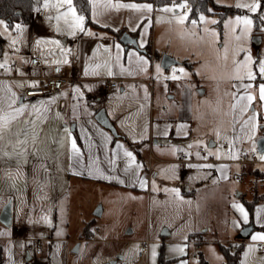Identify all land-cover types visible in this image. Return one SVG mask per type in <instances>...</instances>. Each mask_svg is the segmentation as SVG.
<instances>
[{
	"label": "rangeland",
	"instance_id": "374dc122",
	"mask_svg": "<svg viewBox=\"0 0 264 264\" xmlns=\"http://www.w3.org/2000/svg\"><path fill=\"white\" fill-rule=\"evenodd\" d=\"M46 6L49 10H45ZM225 6L234 8V11L224 16ZM252 7L255 11L251 10ZM39 9L44 12V18L39 20L38 30L50 37L54 18L55 25H60L69 9L74 15L78 13L74 6L69 7L66 0H41ZM155 10L158 13L145 30V37L153 41L157 50L150 79L151 90L155 91V111H168L170 105L181 99L186 85H189L194 92L193 142L188 147L173 143L144 145L142 152L147 165L153 168L154 173L158 172V175L152 174L145 190L73 178L67 195L59 198L47 217L44 215L43 228L29 236L47 239V235L53 237L56 244L53 243L51 250L48 241H43L40 246L35 244L43 251L38 256L41 261L30 260V264H102L119 256L122 258L116 264H201L202 258L207 264H226L222 245L239 244L238 226L243 215L237 204V195L245 181H237L233 176L222 181L211 169L197 166L182 169L179 158L182 152L188 157H192L193 152L195 158H201L198 152L204 149L207 161L214 157L231 159L222 152L224 142L231 140L232 136L233 93L248 87L249 82H257V85L250 89L255 94V103L251 104L248 116L251 112L264 115V100L260 98V88L264 86V73L261 72V65H264V0H210L208 9L196 16H191L188 0L156 4ZM81 17L84 21L85 16ZM0 21L3 22L0 23V33L4 37L0 67L6 62L12 70L19 54L31 57L36 50L32 37L34 28L28 23L10 25L6 19ZM254 35L262 37L259 49L253 45ZM69 36L73 41L67 44L63 42L66 35H56V39L39 43V46L45 45V52L55 61L77 54L79 47L83 49L84 58L87 57V45L83 43L81 48L79 42L74 41L78 36ZM165 53L179 60L174 65L178 73L162 67L161 58ZM200 89L205 92L201 94ZM81 107L84 108L83 105ZM17 118V123H8L0 131V142L10 145L19 139L24 143L30 135L39 141L53 138L52 129L30 133L24 125L25 117ZM256 120L258 133L264 134V118ZM257 139L248 141L246 148L257 149ZM210 140L217 144L210 147ZM151 151L158 160L149 164ZM38 166L34 164L33 169ZM234 167L239 169L241 164ZM258 167L264 170V160L258 163ZM45 168L40 167L39 174ZM46 173L44 171V175ZM17 175L19 170L11 159L0 164V186L3 189H12L13 183L9 178ZM187 188L195 191H185ZM241 195H248L252 200L264 194L247 191L239 197ZM99 205L103 211L96 216L94 212ZM87 222H90L94 239L85 234ZM165 230L169 235H162ZM14 231L15 226L8 227L0 221V264H28L27 250L30 253L35 250V246L29 245L30 241L27 242L29 247L21 250L20 243L12 239ZM194 235H201V238L197 240ZM253 237L245 242L251 243ZM60 240H65V243ZM145 242H148L149 250L139 258ZM252 247L255 250H250L249 246L242 264L260 261L264 264V251L258 250V245Z\"/></svg>",
	"mask_w": 264,
	"mask_h": 264
},
{
	"label": "crops",
	"instance_id": "0c3cea01",
	"mask_svg": "<svg viewBox=\"0 0 264 264\" xmlns=\"http://www.w3.org/2000/svg\"><path fill=\"white\" fill-rule=\"evenodd\" d=\"M71 5L74 6L73 0ZM90 5L94 25L87 26L85 17L82 25H78L77 17L83 14L74 6L77 15L69 9L61 19L64 21L60 24L63 27L55 25L54 18L50 28L51 37L38 30L37 25L39 20L44 18V12L42 11V15L35 12L28 23L34 28L32 37L36 42V50L31 56H40L44 66L32 65L29 62L30 55L21 53L14 62L16 68L2 70L0 67V131H3L8 123L11 125L17 123L19 121L17 117L20 116L25 117L24 125L30 133L49 132L52 129L55 136L50 140L39 141L30 135L24 143L18 139L15 144L10 145L8 142H0V164L11 159L19 170V175L9 178L13 183L12 189L5 190L0 186V209H3L9 198L12 199L13 223L10 227L15 226L12 239L20 243L21 250L27 249L29 245L35 246V239L39 237L29 236L43 228L44 215L47 217L58 204L59 198L67 195L73 178L145 190L152 174L155 176L158 172L149 173L148 169L151 166L147 165L143 157L142 147L147 143L155 145L173 143L188 147L193 142L194 92L189 85H186L181 99L175 105H170L168 111H155V91L151 90L150 79L154 71L153 59L157 56V50L153 41L145 37L149 22H153L158 13L155 10V1L90 0ZM45 10H49V7L46 6ZM67 28L70 29L62 30ZM119 32L130 33L137 39L138 46L121 41ZM70 34L78 36L74 41L79 42L81 48L83 43L87 45L89 49L87 57L84 58L83 49L80 50L79 47L77 54L72 53L75 55L55 61L45 52V45L39 46V43L45 44L49 39H56V35H66L63 42L67 44L73 41ZM56 63L68 66L72 80L57 93L25 96V88L38 84L40 76H49L52 65ZM109 78L116 79L119 85L108 95H104L102 83ZM247 84L248 87L233 93L232 136L231 140L224 142L231 145L232 155L228 156L231 159L222 160L214 157L213 160L206 161L202 160V156L195 158L192 152L194 158L192 161L180 163L182 169H192L195 166L211 169L222 181L231 179L232 176L237 181H245L237 195V204L243 209L241 212L243 218L238 229L241 230L243 226L253 221L255 229L251 233L252 238L264 235V200L257 203L254 216L251 218L239 195L247 191H259V194H264V170H261L258 164L234 162V159H237L243 150H249L245 146L248 141L264 136L256 129L258 121L256 119L264 118V115L251 112L248 116L251 104L255 103V94L250 89L256 88L257 82ZM199 92L202 94L205 90L201 92L200 89ZM101 108L107 110L118 136L96 120L95 115ZM210 143L211 147L217 144L214 140H210L209 145ZM152 151L149 155V164L153 162ZM181 155L187 154L182 152ZM239 163L241 167L235 168L234 166ZM34 164L40 166L33 169ZM40 167L46 168L39 174ZM44 171H47L46 175ZM185 191L195 189L187 188ZM244 197L249 199L248 195ZM86 226L90 230L88 234L92 233L90 222H87ZM194 236L197 240L201 238V235ZM45 238L47 239H44V242H49L51 250L53 243L56 244L55 239L47 235ZM28 241L31 244L28 245ZM60 241L65 243V240ZM245 241L237 242L244 243L240 264L249 246L250 250L254 251L252 245L259 247V244L264 242L260 239H253L251 243ZM230 244L234 245L232 242ZM34 249L32 253L27 250L28 264L30 260L41 261L38 256L43 251L37 254V247ZM121 258L122 256L113 259H117L118 262ZM257 264L263 263L260 261Z\"/></svg>",
	"mask_w": 264,
	"mask_h": 264
},
{
	"label": "trees",
	"instance_id": "16d2710c",
	"mask_svg": "<svg viewBox=\"0 0 264 264\" xmlns=\"http://www.w3.org/2000/svg\"><path fill=\"white\" fill-rule=\"evenodd\" d=\"M156 4L170 3L175 0H154ZM180 1V0H177ZM41 0H0V19H6L10 25H14L16 22L29 23L31 22L34 13L40 7ZM190 4L191 16H196L200 11L208 9V3L210 0H188ZM73 4L76 9L82 13L86 18L87 26L94 25L95 23L91 17V5L90 0H73ZM222 7V6H219ZM234 11L232 7H226L222 14L224 16L229 12ZM122 35V32L118 33ZM4 37L0 33V57L3 52ZM243 203L246 205L251 218L254 216L256 205L264 198V195L257 197L256 199H246L243 195L240 197ZM88 226L85 227V234L87 233ZM240 241H244L239 239ZM226 257V264H240L242 252L244 250V243L241 242L237 246H223ZM160 259L163 261L162 252L160 253ZM201 264H207V261L201 259Z\"/></svg>",
	"mask_w": 264,
	"mask_h": 264
},
{
	"label": "built area",
	"instance_id": "2783aa9c",
	"mask_svg": "<svg viewBox=\"0 0 264 264\" xmlns=\"http://www.w3.org/2000/svg\"><path fill=\"white\" fill-rule=\"evenodd\" d=\"M38 15H42V10H39L37 12ZM29 62L32 65H39L41 67L44 66V62L38 55H32L29 59ZM13 68H16V63L12 64ZM10 67L9 64L3 63L1 65L2 70H7ZM170 70L174 73L177 72V68L175 66H171ZM39 83L36 85H31L29 87H26L24 90V95L27 97H35V96H43L48 93L53 94L59 92L65 85H67L71 80L72 77L69 73L68 66L66 64L62 63H56L53 64L51 67V74L49 76H40ZM118 81L116 79H105L102 83V92L104 95H108L112 89L118 87ZM224 147V155L231 156L232 155V148L231 145L228 143L223 144ZM199 155L204 157V160L206 159V153L204 149H201L198 152ZM264 154L259 151V149H252V150H243L237 159H234V162L241 161L246 162L249 164H258L261 159L260 156ZM151 158L153 161L158 160L157 157L153 154H151ZM180 161L182 163H187L189 161H192L193 157H188L187 155H181ZM149 173H152L153 169L152 167L148 169ZM89 239H94L95 235L94 233H90L87 235ZM44 241V238H36L35 242L37 246L42 245ZM149 250V244L148 242H145L144 245H142L141 250L139 252V258H142L145 253ZM259 250L264 251V242H261L259 244ZM36 253H41V249L37 247Z\"/></svg>",
	"mask_w": 264,
	"mask_h": 264
},
{
	"label": "water",
	"instance_id": "95a60500",
	"mask_svg": "<svg viewBox=\"0 0 264 264\" xmlns=\"http://www.w3.org/2000/svg\"><path fill=\"white\" fill-rule=\"evenodd\" d=\"M121 41L127 43V44H134L138 46L137 39L133 37L130 33L124 32L121 35ZM65 41V39H64ZM262 41V37L260 35H254L253 36V45L259 49L260 44ZM179 63V60L171 55V54H163L161 58V65L165 69H170L171 66H174ZM201 92H203V89H201ZM96 120L105 128L109 129L114 135L118 136L117 129L113 123V121L110 119V117L107 114V110L105 108H101L95 115ZM212 146L211 143L209 145ZM257 148L261 153L264 152V136H261L257 139ZM102 206L99 205L97 209L95 210L94 214L96 216H100L102 214ZM0 221L5 225L10 227L13 223V212H12V200L10 199L8 203L3 207L1 213H0ZM255 229V224L253 221H250L248 224L242 227V229L239 231L237 238L241 240H247L250 238L251 233ZM163 236L169 235V232L167 230L163 231ZM75 251L78 250V245L74 249ZM121 257V256H119ZM117 259H111L109 261H106L102 264H116Z\"/></svg>",
	"mask_w": 264,
	"mask_h": 264
},
{
	"label": "snow or ice",
	"instance_id": "6c2138e0",
	"mask_svg": "<svg viewBox=\"0 0 264 264\" xmlns=\"http://www.w3.org/2000/svg\"><path fill=\"white\" fill-rule=\"evenodd\" d=\"M66 2L69 4V6H71V0H66ZM251 10L255 11V7H252ZM246 22L250 23V21H246ZM0 23H3V22L0 21ZM77 23H78V25H82V23H83V17H77ZM17 27H18V26H17ZM81 30H83L82 27H81ZM180 71H183V69H181ZM261 72L264 73V65H261ZM172 78L175 79L176 77L173 76ZM260 94H261V97H260V98H261L262 100H264V86H261V88H260ZM249 99H252V97H249ZM73 147H75L74 144H73ZM129 155H131V154H129ZM260 159H261V160H264V154H262V155L260 156ZM240 211L243 212V209L240 208ZM246 219H247V215L245 214V220H246ZM253 239L264 240V235H261V236H258V237H253Z\"/></svg>",
	"mask_w": 264,
	"mask_h": 264
}]
</instances>
